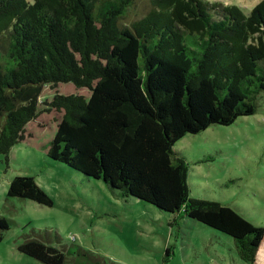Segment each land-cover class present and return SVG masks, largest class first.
<instances>
[{
  "label": "trees",
  "instance_id": "16d2710c",
  "mask_svg": "<svg viewBox=\"0 0 264 264\" xmlns=\"http://www.w3.org/2000/svg\"><path fill=\"white\" fill-rule=\"evenodd\" d=\"M71 82L90 96L56 93L63 109L49 157L234 238L259 264L264 226L217 200L191 194L189 163L175 149L187 133L253 114L264 95V0L249 11L210 0H0V153L25 137L43 86ZM8 196L52 205L32 175ZM10 226L0 216V230ZM49 236V231H46ZM2 233H0V239ZM58 238V235H57ZM26 236L20 252L64 264L66 251ZM70 250V249H69ZM172 254L166 247L163 264Z\"/></svg>",
  "mask_w": 264,
  "mask_h": 264
},
{
  "label": "rangeland",
  "instance_id": "374dc122",
  "mask_svg": "<svg viewBox=\"0 0 264 264\" xmlns=\"http://www.w3.org/2000/svg\"><path fill=\"white\" fill-rule=\"evenodd\" d=\"M210 1L249 11L260 0ZM56 93L88 97L91 89L71 82L43 86L39 116L27 124L8 161L0 153V216L10 223L0 230V264H43L17 248L30 235L64 248V264H163L168 246L166 264H249L231 235L188 216L171 225L172 212L134 196L121 198L103 180L49 157L46 146L64 113L50 106ZM174 147L189 163L193 196L220 201L264 226V95L255 113L187 133ZM16 175L34 176L53 204L8 196ZM257 263L264 264V241Z\"/></svg>",
  "mask_w": 264,
  "mask_h": 264
}]
</instances>
